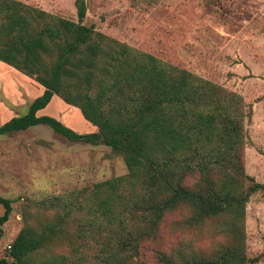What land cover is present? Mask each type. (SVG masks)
<instances>
[{
  "label": "trees",
  "instance_id": "obj_1",
  "mask_svg": "<svg viewBox=\"0 0 264 264\" xmlns=\"http://www.w3.org/2000/svg\"><path fill=\"white\" fill-rule=\"evenodd\" d=\"M74 5L77 20L0 0V60L44 88L28 111L0 123V133L47 124L69 139L108 145L128 172L43 198L58 215L24 225L0 264H9L8 255L14 264H149L143 242L157 236L165 214L181 209L183 226L210 218L228 240L211 254L160 250L156 264L258 260L246 254L243 221L249 196L264 190L243 162L251 108L237 92L84 24L86 0ZM53 95L78 106L96 129L79 132L39 115ZM0 203L1 235L12 206L1 193ZM59 240L67 251H42Z\"/></svg>",
  "mask_w": 264,
  "mask_h": 264
},
{
  "label": "rangeland",
  "instance_id": "obj_2",
  "mask_svg": "<svg viewBox=\"0 0 264 264\" xmlns=\"http://www.w3.org/2000/svg\"><path fill=\"white\" fill-rule=\"evenodd\" d=\"M19 1L77 20L74 0ZM86 8L84 24L240 94L252 110L244 120L243 162L248 174L264 182V0H86ZM21 75L0 68V102L10 110L6 116L24 114L43 90ZM52 105L48 112L79 132L96 129L77 106L59 100ZM127 172L122 156L108 145L69 139L47 124L0 133V193L12 206L1 223L0 254L24 225L39 226L58 215L60 208L42 204L43 198ZM185 212L165 214L157 236L143 242L149 264L157 263L160 250L186 246L211 254L227 242L210 218L183 226ZM243 221L246 254L259 256L247 264H264V190L249 196ZM68 245L59 240L42 251L64 252Z\"/></svg>",
  "mask_w": 264,
  "mask_h": 264
},
{
  "label": "crops",
  "instance_id": "obj_3",
  "mask_svg": "<svg viewBox=\"0 0 264 264\" xmlns=\"http://www.w3.org/2000/svg\"><path fill=\"white\" fill-rule=\"evenodd\" d=\"M6 67V68H9L10 70H12V72L13 73H17L18 75H21L22 73L21 72H19V71H17L16 69H14L11 65H9V64H7L6 62H4V61H2V60H0V68L1 67ZM21 73V74H20ZM3 74V73H2ZM22 77H24V78H27V79H30V80H32L30 77H28V76H26V75H21ZM43 88V87H42ZM44 89V88H43ZM43 91V90H42ZM42 93V92H41ZM38 96V95H37ZM36 96V97H37ZM55 96V97H54ZM58 100H59V102L61 101V102H63V104L65 103V104H68V105H73V104H69V103H67V102H65L61 97H59V96H57V95H53L52 96V98H51V100H50V102L47 104V106L44 108V109H41L40 111H38L37 113L39 114V115H41V114H44V113H46L47 115L49 114V115H51L52 116V113L51 112H48V111H50L49 110V108H51V106H53L52 105V103L53 102H58ZM32 101V100H31ZM30 101V102H31ZM75 106V105H74ZM28 108H29V106H28ZM74 108V107H73ZM78 108V109H77ZM77 108H76V110H77V113H79L80 112V109H79V107L77 106ZM6 111H10V110H8V106H6V105H4V104H2L1 102H0V123H2L3 121H5L6 119H8L10 116H6L7 115V112ZM18 115H21V114H18ZM18 115H15V116H18ZM14 117V116H13ZM54 117V116H53ZM87 120V119H86ZM88 121V120H87ZM92 124V123H91ZM92 126V128H94L95 126L92 124L91 125Z\"/></svg>",
  "mask_w": 264,
  "mask_h": 264
}]
</instances>
